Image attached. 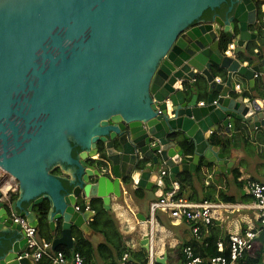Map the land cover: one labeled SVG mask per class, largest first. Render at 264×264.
<instances>
[{
  "label": "water",
  "instance_id": "95a60500",
  "mask_svg": "<svg viewBox=\"0 0 264 264\" xmlns=\"http://www.w3.org/2000/svg\"><path fill=\"white\" fill-rule=\"evenodd\" d=\"M243 9L239 0H0V168L17 182L10 208L28 204L20 216L37 229L46 221L52 249L73 248L94 202L110 211L126 187L164 190V167L173 183L199 169L229 175L233 162L213 135L234 122L264 127V102L236 89L244 77L253 91L264 74L253 49L264 39ZM98 152L106 163L88 164ZM58 167L71 179L53 174ZM44 200L45 218L35 210ZM0 206L11 242L0 264H36Z\"/></svg>",
  "mask_w": 264,
  "mask_h": 264
},
{
  "label": "crops",
  "instance_id": "0c3cea01",
  "mask_svg": "<svg viewBox=\"0 0 264 264\" xmlns=\"http://www.w3.org/2000/svg\"><path fill=\"white\" fill-rule=\"evenodd\" d=\"M254 46L260 48L258 45ZM248 57L250 58V56H247V53L241 54L239 59L242 60L243 66L247 64ZM262 60H264V58ZM249 61L251 62V59ZM255 61L258 62L260 59H255ZM220 77H223V75H218L217 81H220ZM236 84L237 92L245 96V98L254 95L257 96L255 90L257 78L253 91L249 86L248 79L244 77H238ZM254 98L257 99L259 103L264 102L261 98ZM199 101L200 104L205 102V97L201 96ZM235 126H241L242 130L247 129L248 133H246V137L254 143L255 149L252 148L247 152L242 143L238 142V147L236 149H232L229 153L224 150L226 158L233 162L228 176L224 174L217 175L211 168L208 171L199 169L195 174L181 172L177 177V181H179L180 179L178 178H180V175L184 177L186 174H191L192 176V181L186 182L184 186L181 187V191L180 185L177 183V194L181 195L182 198L192 202L208 200L213 203H220L228 206L215 209L212 225L210 227L202 226L201 238L196 240L189 224L183 220L172 219L166 212L159 211L154 220L151 221L149 204L161 194H164L165 190L161 191L159 188L155 192L146 191L145 198L137 200L133 195V191L126 187L124 189V195L121 198L118 200L113 199L112 209L110 210L117 223L118 244L121 247L127 248L128 252L135 253V255L138 253L148 255V252L142 247L141 241L144 235H149L150 249H152L155 259L156 257L166 256V264H180L183 259V251L179 249L183 244L186 245L194 242L197 244L196 248H198V246L204 244L205 240L210 237L211 231L214 234H218L219 238H223L235 232H244L247 229L259 227L256 216L257 211L250 206L253 200L247 192V182L249 180H255L264 183V168L260 165L261 160L258 158L260 153L264 151V146L261 143L254 142L257 139V135L262 132L264 127L250 130L246 124L234 122L230 131H226L222 128L218 131L217 135L230 136L233 132H236ZM234 167H238L241 171V175L237 180L232 176V169ZM58 168L62 171L60 177L71 179L69 176L70 174L63 167ZM161 170L167 169L164 167ZM17 191H12L10 194L15 196L17 195ZM220 195H222L221 197L223 199ZM224 199H232V201L225 202ZM93 220L94 218H90L83 229L75 228L73 230L74 241L72 249L65 245H61L60 247L61 249L68 250L72 254L78 245V239H83V241L85 240V242L90 244V247H86L87 250H89V248L91 250L90 255L92 262L90 263L88 261L89 264H113L112 260H105L99 255V246L104 244L106 240L102 233L93 229ZM218 241H222V239ZM61 249L59 250L62 251ZM120 256L117 257L115 264H127L123 262V256ZM129 259L131 264H136V258H133L131 254ZM36 264H48V262L47 260H43Z\"/></svg>",
  "mask_w": 264,
  "mask_h": 264
},
{
  "label": "built area",
  "instance_id": "2783aa9c",
  "mask_svg": "<svg viewBox=\"0 0 264 264\" xmlns=\"http://www.w3.org/2000/svg\"><path fill=\"white\" fill-rule=\"evenodd\" d=\"M234 44H230L229 49H234ZM258 76H264L259 74ZM202 104V103H201ZM168 174L167 170H161L160 177ZM13 187V188H12ZM0 189L3 191L2 201L7 205L10 203V193L17 191L16 180L0 168ZM178 184L173 183V189L161 194V198L153 201L150 205V218L154 220L158 211H165L173 219L183 220L190 224L191 231L196 240L201 238L202 226H211L214 217V211L218 208L228 207L220 203L210 201L192 202L188 199L179 197ZM247 192L252 197V209L257 211L258 229L250 228L244 232H235L229 236L228 249L229 257L223 254L226 246L222 241L217 242L218 255L197 254L191 246H186L183 250V259L180 264H235L242 259L244 254L254 249L260 234L264 233V183L255 180L247 182ZM13 221L19 224L25 231L27 237L26 256L30 257L35 263L47 260L48 264H89L87 260L79 253H72L67 256L59 250L52 249V242L41 238L37 229L30 226L24 217L14 216ZM206 246L208 244H205ZM129 255H123V262L128 264ZM147 264H154L153 254H150Z\"/></svg>",
  "mask_w": 264,
  "mask_h": 264
},
{
  "label": "trees",
  "instance_id": "16d2710c",
  "mask_svg": "<svg viewBox=\"0 0 264 264\" xmlns=\"http://www.w3.org/2000/svg\"><path fill=\"white\" fill-rule=\"evenodd\" d=\"M255 48H258V47L253 46V49H255ZM258 49H259V53L255 55V58L262 60L264 58V49H263V47H260ZM247 56H250V55L247 53ZM250 59L251 58L248 57L247 60L249 61ZM263 78H264V76H258L257 77V85L255 88L257 96L254 95L253 97H258V98H261L264 100V79ZM235 128H236V132H233V134L230 136L229 135H217L218 132L215 133V135H213V137L211 139V142L217 146L223 147L225 152H227V153H229L234 148L236 149L238 147V142L242 143V145L245 147V150H247V152H248V150H251L252 148H254V143H252L250 141V139L248 137H246V133H248L247 129L242 130L241 126H237V127L235 126ZM254 142H257L259 144L261 143L264 146V129H262V132L257 135V139ZM258 158L261 160L260 165L264 168V151L260 153ZM240 175H241L240 169L238 167H234L232 169V176L234 177V179L237 180ZM164 178H165V185H166V188L164 189L165 192L172 190L173 189V182L169 178V175L165 176ZM178 179H180V180L176 181V182L180 185V191H181V187L184 186V184L186 182L192 181V176H191V174H186L184 177H182L180 175V178H178ZM133 195L137 200L145 198V194H144V191L142 189H138L136 191H133ZM178 196L181 197V195H178ZM221 196L222 195H220V197ZM224 201L230 202V201H232V199L231 200L224 199ZM48 208H49V202L44 200L43 202H41L40 204H38L36 206L35 210L39 215H41L43 218H45V216L47 215ZM92 208L95 210V213H96L94 220L92 221V227L95 231L102 233L105 236V240H106L104 244H101L99 246V251H98L99 255L101 258H103L105 260L106 259L112 260V263L115 264L117 257H119L120 255L123 256V254L125 252H128L127 248L121 247L118 244V231H117L116 220H115L111 211H107L103 208V204L100 200L94 202L92 204ZM162 212H165V211H162ZM166 213H168V212H166ZM169 216H170V214H169ZM37 231H38L39 235L41 234L40 237L45 238V234H46V239L49 241L52 240L50 229H49L48 223L46 221L44 223H41V225L39 226ZM45 231H46V233H45ZM1 237L4 240V242L8 248L10 246V240H8L2 234H1ZM220 239H222V241L225 242V246H226L223 254L225 256L229 257L230 252L228 249V245H229L228 244V236L223 237V238H219V235L212 233V231H211L210 237L205 240V242L208 243L207 246L204 245L205 244V242H204V244H202L201 246H198V248H196L197 244L193 242V243H189L186 245L183 244L179 250L183 251V248L185 246L192 245L194 247L195 251L197 252V254L199 253V254L204 255V256L218 255L219 252L217 251L216 243ZM86 247H90V244L88 242H85V240L83 241V239H78V245L75 248L74 252H72V253L79 252L82 256L84 255L86 257L85 258L83 256L87 260V262L89 261L91 263L92 262L91 255H90L91 250H90V248H89V250H87ZM59 249H61L60 246L57 248V250H59ZM61 250L68 257L72 255L66 249H61ZM130 254L133 258H136V261H137L136 263H138V262H139L138 264H146L147 263V255L141 254V253H138L137 255H135V253H130ZM130 263H131V261H130ZM236 264H264V243H260V242L256 243L254 249L246 252L244 254L243 258L238 260Z\"/></svg>",
  "mask_w": 264,
  "mask_h": 264
},
{
  "label": "flooded vegetation",
  "instance_id": "af4514ba",
  "mask_svg": "<svg viewBox=\"0 0 264 264\" xmlns=\"http://www.w3.org/2000/svg\"><path fill=\"white\" fill-rule=\"evenodd\" d=\"M239 2L244 6L243 13L245 15L247 14V19L249 21V23H248L249 31L251 33H256V34L260 35L264 39V0H239ZM248 4H250V6H251V8H249V9L246 8V5H248ZM260 47H264V46H260ZM79 153H80L79 149H77V148L73 149V157L76 158L79 155ZM100 154L101 153L98 152L95 156H93L88 161V164H92V165L102 164V165H104L106 163V161L101 158ZM61 172L62 171L59 168H54L52 170V173L55 175H58V176L62 175ZM63 186L67 189V192H71V187H69L66 182H63ZM10 195H11L10 203L7 205L9 214L14 217V216H20L21 212H23V211L26 212L28 204L24 205L22 210L17 209L16 211H14L10 208L12 200L13 199L15 200L17 198L16 195L15 196L13 194H10ZM155 200H157V199H155ZM155 200H153V201H155ZM0 202L1 203L3 202L2 198H1ZM152 202H150V204ZM150 204H149V206H150ZM2 207L3 206H0V211L3 209ZM13 217H12V219H13ZM0 237H1V234H0ZM5 246H6V244L1 237V240H0V258L6 257L9 254L11 242H10V246L8 248H7V246L6 247Z\"/></svg>",
  "mask_w": 264,
  "mask_h": 264
},
{
  "label": "clouds",
  "instance_id": "9594fccd",
  "mask_svg": "<svg viewBox=\"0 0 264 264\" xmlns=\"http://www.w3.org/2000/svg\"><path fill=\"white\" fill-rule=\"evenodd\" d=\"M160 196H161V195H160ZM207 201H208V200H207ZM202 202H203V201H202ZM189 225H190V224H189ZM209 227H210V226H209ZM36 229H37V228H36ZM254 229H258V228H254ZM37 232H38V231H37ZM38 235H39V234H38ZM148 236H149V235H148ZM149 238H150V237H149ZM228 239H229V236H228ZM217 242H219V241H217ZM222 242H224V241H222ZM258 242H260V241L258 240ZM224 243H225V242H224ZM260 243H262V242H260ZM263 243H264V241H263ZM205 244H208V243L205 242ZM205 244H204V245H205ZM216 245H217V243H216ZM187 246H191V247L194 249V247H193L192 245H187ZM205 246H206V245H205ZM185 247H186V246H185ZM185 247H184V248H185ZM184 248H183V250H184ZM56 251H57V250H56ZM194 251H195V249H194ZM217 251H218V250H217ZM195 252H196V251H195ZM126 253L129 255V258H130V254H129V252H126ZM126 253H125V254H126ZM196 253H197V252H196ZM150 254H153V253H152V249H150V251H148V255H147V263H148V261H149V256H150ZM198 254H199V253H198ZM161 257H162V256H161ZM153 261H154V264H158V263L156 262V259H155L154 255H153ZM138 263H139V262H138ZM138 263H136V264H138ZM147 263H146V264H147ZM236 263H237V262H236ZM236 263H235V264H236ZM128 264H131V263H130V259H128Z\"/></svg>",
  "mask_w": 264,
  "mask_h": 264
},
{
  "label": "bare ground",
  "instance_id": "6f19581e",
  "mask_svg": "<svg viewBox=\"0 0 264 264\" xmlns=\"http://www.w3.org/2000/svg\"><path fill=\"white\" fill-rule=\"evenodd\" d=\"M159 198H161V196H159L158 198H157V200L159 199ZM156 201V200H155ZM151 205V204H150ZM149 209H150V206H149ZM159 212V211H158Z\"/></svg>",
  "mask_w": 264,
  "mask_h": 264
}]
</instances>
